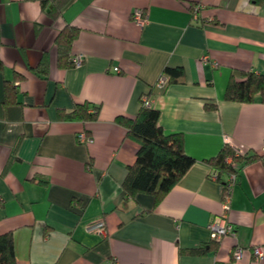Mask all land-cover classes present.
<instances>
[{
  "label": "crops",
  "instance_id": "obj_1",
  "mask_svg": "<svg viewBox=\"0 0 264 264\" xmlns=\"http://www.w3.org/2000/svg\"><path fill=\"white\" fill-rule=\"evenodd\" d=\"M136 8L142 27L131 20ZM65 25L78 28L70 57L82 62L60 68L55 38ZM0 60V234L12 233L16 264H264L249 249L264 247V101L224 98L230 77L264 73V0H71L55 19L41 0H0ZM166 66L183 77L160 83ZM5 81L16 102H4ZM149 93L160 126L181 132L194 158L156 204L145 193L124 198L138 144L115 121L135 116ZM81 102L99 105L95 120L60 116ZM225 143L261 158L236 176L234 233L213 247L208 223L223 189L207 160ZM100 218L105 235L85 230ZM235 246L244 248L238 260ZM192 247L205 249L184 251Z\"/></svg>",
  "mask_w": 264,
  "mask_h": 264
},
{
  "label": "trees",
  "instance_id": "obj_2",
  "mask_svg": "<svg viewBox=\"0 0 264 264\" xmlns=\"http://www.w3.org/2000/svg\"><path fill=\"white\" fill-rule=\"evenodd\" d=\"M259 4L261 0H251ZM71 3V0H41L42 8L47 12L50 19L60 16ZM198 3L192 2L189 9ZM193 15V14H192ZM78 33V28L65 25L60 29L55 45L57 50V64L60 68L74 67L70 57V47ZM2 62L0 60V68ZM36 72L43 76L47 75L48 66L41 61L36 67ZM167 75V81H178L183 77L181 66L163 69ZM259 94L264 101V73L253 71L243 72L242 79L236 80L230 77L225 88L224 98L230 101L251 102ZM150 96V93L147 95ZM4 102H16L15 88L10 81L4 82ZM206 109L216 108L215 102H205ZM99 105L89 102L76 103L67 112H60L65 120L93 121L97 118ZM160 112L158 109L146 105L143 100L133 117L118 115L116 123L126 130L125 136L134 140L137 144L135 159L127 166L126 175L122 181L124 198H134L139 193L150 194L154 198V204L158 203L168 191L179 181L183 174L193 164L194 158L184 150V137L181 132H166L159 124ZM261 155L256 153H243L228 143H225L219 151L207 160L210 165V173L214 174V180L222 186L228 181L230 175L237 176L246 164L257 161ZM219 240L211 239V245L216 247ZM204 247H192L184 251L192 254H201ZM0 264H16L14 240L11 232L0 234Z\"/></svg>",
  "mask_w": 264,
  "mask_h": 264
},
{
  "label": "built area",
  "instance_id": "obj_3",
  "mask_svg": "<svg viewBox=\"0 0 264 264\" xmlns=\"http://www.w3.org/2000/svg\"><path fill=\"white\" fill-rule=\"evenodd\" d=\"M200 6L201 5H197L193 8L192 14L194 17H196V13L199 10ZM131 20L139 27H142L147 22V18L143 10L140 8H136L132 11ZM72 61L75 66H78L82 62V57L80 55H75L74 57H72ZM114 71L118 72V68L114 67ZM166 80L167 78L163 75L160 76L158 79L160 83H164L166 82ZM142 100L146 105H149L150 101L146 94L142 96ZM77 138L80 142L91 141L90 136H88L85 132H79L77 134ZM236 149L241 151L242 153L244 152L241 149L238 148ZM214 177H215L214 174L210 175L211 179H214ZM235 180H236V176L232 174L229 176L228 181L223 186L222 197L220 202L221 211L215 216H213L208 223V228L210 229L211 232L210 233L211 239L220 240L223 236L234 233V225L228 218V211L230 208L231 193ZM85 230L90 233L105 235L106 234L105 221L102 218L91 221L85 225ZM249 249L255 260H261L262 258H264V247H262L261 245H254L249 247ZM243 252H244L243 247L235 246L231 250V256L233 259L238 260L243 256Z\"/></svg>",
  "mask_w": 264,
  "mask_h": 264
}]
</instances>
